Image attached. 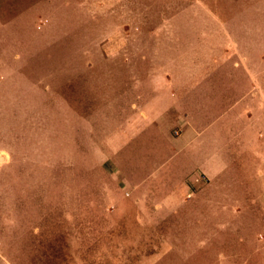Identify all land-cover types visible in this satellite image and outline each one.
Wrapping results in <instances>:
<instances>
[{
	"label": "rangeland",
	"instance_id": "1",
	"mask_svg": "<svg viewBox=\"0 0 264 264\" xmlns=\"http://www.w3.org/2000/svg\"><path fill=\"white\" fill-rule=\"evenodd\" d=\"M0 264H264V0H0Z\"/></svg>",
	"mask_w": 264,
	"mask_h": 264
},
{
	"label": "crops",
	"instance_id": "2",
	"mask_svg": "<svg viewBox=\"0 0 264 264\" xmlns=\"http://www.w3.org/2000/svg\"><path fill=\"white\" fill-rule=\"evenodd\" d=\"M205 131L207 130L204 129V131L200 130L199 132H197L192 124H189L187 126V129L185 130V137L182 138V145L185 147L189 144L195 143L198 146L195 147L194 151H192L191 154H189L193 162L191 164L192 166L189 169L182 172V176L184 174V177L193 175L195 180H198L197 175H204L208 178H215L222 175L226 170L227 165L222 162L220 158L213 156V152L212 150H210L211 148H207L205 141H203L204 139L206 140ZM195 134L197 135V137H195ZM200 136H204L203 139L199 138Z\"/></svg>",
	"mask_w": 264,
	"mask_h": 264
}]
</instances>
